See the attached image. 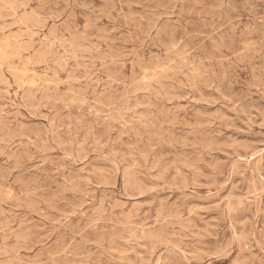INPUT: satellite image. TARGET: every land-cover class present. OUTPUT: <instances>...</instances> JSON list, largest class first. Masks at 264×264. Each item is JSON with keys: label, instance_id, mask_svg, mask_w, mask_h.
I'll use <instances>...</instances> for the list:
<instances>
[{"label": "rangeland", "instance_id": "rangeland-1", "mask_svg": "<svg viewBox=\"0 0 264 264\" xmlns=\"http://www.w3.org/2000/svg\"><path fill=\"white\" fill-rule=\"evenodd\" d=\"M0 1V264H264V0Z\"/></svg>", "mask_w": 264, "mask_h": 264}, {"label": "bare ground", "instance_id": "bare-ground-1", "mask_svg": "<svg viewBox=\"0 0 264 264\" xmlns=\"http://www.w3.org/2000/svg\"><path fill=\"white\" fill-rule=\"evenodd\" d=\"M64 1H65V0H64ZM68 1H69V0H68ZM91 1H92V0H91ZM196 1H197V0H196ZM0 2H1V1H0ZM85 2H86V1H85ZM93 2H94V1H93ZM125 2H126V1H125ZM130 2H131V1H130ZM67 3H68V2H67ZM108 3H109V2H108ZM136 3H137V2H136ZM189 3H190V2H189ZM106 4H107V3H106ZM111 4H112V3H111ZM192 4H193V3H192ZM94 5H95V4H94ZM107 5H109V4H107ZM140 5H141V4H140ZM196 5H197V4H196ZM201 5H202V4H201ZM204 5H205V4H204ZM257 5H258V4H257ZM103 6H105V4H104ZM109 6H110V5H109ZM130 6H131V5H130ZM130 6H129V7H130ZM66 7H67V5H66ZM90 7H91V6H90ZM122 7H123V6H122ZM151 7H152V6H151ZM252 7H253V6H252ZM77 8H78V7H77ZM123 8H124V7H123ZM126 8H127V7H126ZM213 8H214V7H213ZM141 9H143V8H141ZM258 9H259V8H258ZM92 10H93V9H92ZM108 10L110 11V9H108ZM111 10H112V9H111ZM9 11H10V10H9ZM93 11H94V10H93ZM130 11H131V9H130ZM130 11H129V12H130ZM144 11H145V10H144ZM255 11H256V10H255ZM14 12H15V11H14ZM90 12H91V11H90ZM95 12H96V11H95ZM97 12H98V11H97ZM184 12H185V11H184ZM64 13H65V12H64ZM98 13H99V12H98ZM153 13H154V12H153ZM193 13H194V12H193ZM249 13H250V12H249ZM249 13H248V15H249ZM25 14H26V13H25ZM99 14H100V13H99ZM147 14H148V13H147ZM158 14H159V13H158ZM160 14H161V13H160ZM187 14H188V13H187ZM194 14H195V13H194ZM209 14H210V13H209ZM64 15H65V14H64ZM110 15H111V14H110ZM123 15H124V14H123ZM127 15H128V14H127ZM189 15H190V14H189ZM252 15H253V14H252ZM26 16H27V15H26ZM33 16H34V15H33ZM102 16H103V15H102ZM131 16H132V14H131ZM143 16H144V15H143ZM191 16H192V15H191ZM241 16H242V15H241ZM0 17H1V15H0ZM57 17H58V16H57ZM69 17L72 18L73 16H69ZM76 17H77V16H76ZM105 17H106V16H105ZM110 17H111V16H110ZM120 17H121V16H120ZM122 17H123V16H122ZM150 17H151V16H150ZM186 17H187V16H186ZM203 17H204V16H203ZM243 17H245V14H244ZM254 17H255V16H254ZM124 18H125V17H124ZM130 18H133V17H130ZM140 19H141V18H140ZM154 19H155V18H154ZM40 20H41V17H40ZM50 20H51V19H50ZM67 20H68V19H67ZM87 20H88V19H87ZM113 20H114V19H113ZM120 20H121V19H120ZM134 20H135V19H134ZM252 20H253V19H252ZM260 20H261V19H260ZM114 21H115V20H114ZM153 21H154V20H153ZM199 21H200V20H199ZM254 21H255V20H254ZM57 22H58V21H57ZM67 22H68V21H67ZM76 22H77V21H76ZM76 22H75V23H76ZM249 22H251V21H249ZM255 22H256V21H255ZM116 23H117V22H116ZM116 23H115V24H116ZM130 23H131V22H130ZM147 23H148V22H147ZM156 23H157V22H156ZM204 23H205V22H204ZM246 23H247V22H246ZM76 24H77V23H76ZM254 24H255V23H254ZM262 24H263V23H262ZM23 25H24V24H23ZM52 25H53V24H52ZM90 25H91V24H90ZM263 25H264V24H263ZM17 26H18V25H17ZM154 26H156V24H155ZM189 26H190V24H189ZM193 26H194V25H193ZM13 27H14V26H13ZM34 27H35V26H34ZM34 27H33V28H34ZM38 27H39V26H38ZM73 27H74V26H73ZM88 27H89V26H88ZM88 27H87V28H88ZM93 27H94V26H93ZM140 28L142 29V27H140ZM181 28H182V27H181ZM191 28H194V27H191ZM200 28H201V27H200ZM203 28H204V27H203ZM84 29H85V28H84ZM84 29H82V30H84ZM114 29H115V28H114ZM147 29H148V28H147ZM249 29H250V28H249ZM106 30H107V29H106ZM148 30H149V29H148ZM150 30H151V29H150ZM150 30H149V31H150ZM199 30H200V29H199ZM204 30H205V29H204ZM259 30H260V29H259ZM261 30H262V29H261ZM39 31H40V30H39ZM153 31H154V30H153ZM176 31H178V30H176ZM102 32H103V31H102ZM42 33H43V32H42ZM84 33H85V32H84ZM104 33H105V32H104ZM114 33H115V32H114ZM191 33H192V32H191ZM112 34H113V33H112ZM150 34H151V32H150ZM159 34H160V33H159ZM162 34H163V33H162ZM169 34H170V33H169ZM194 34H195V33H194ZM257 34H258V33H257ZM260 34H261V33H260ZM262 34H263V33H262ZM164 35H165V34H164ZM23 36H24V35H23ZM33 36H34V35H33ZM51 36H52V35H51ZM215 36H216V35H215ZM220 36H221V34H220ZM255 36H258V35H255ZM15 37H17V36H15ZM114 37H115V36H114ZM121 37H122V36H121ZM156 37H157V36H156ZM165 37H166V36H165ZM167 37H168V36H167ZM189 37H190V36H189ZM261 37H262V36H261ZM83 38H84V37H83ZM86 38H87V37H86ZM112 38H113V37H112ZM115 38H116V37H115ZM159 38H160V36H159ZM258 38H259V37H258ZM258 38H257V39H258ZM29 39H30V38H29ZM187 39H188V38H187ZM231 39H232V38H231ZM77 40H80V37H79ZM86 40H87V39H86ZM136 40H137V39H136ZM152 40H153V39H152ZM154 40H155V39H154ZM157 40H158V39H157ZM212 40H213V38H212ZM242 40H243V39H242ZM250 40H251V39H249V41H250ZM81 41H82V40H81ZM83 41H84V40H83ZM83 41H82V42H83ZM88 41H89V40H88ZM97 41H98V39H97ZM173 41H174V40H173ZM186 41H187V40H186ZM186 41H185V43H186ZM226 41H227V40H226ZM229 41H230V40H229ZM246 41H248V40H245L244 42H246ZM85 42H86V41H85ZM105 42H106V41H105ZM175 42H177V41H175ZM175 42H174V43H175ZM242 42H243V41H242ZM60 43H61V42H60ZM76 43H77V42H76ZM76 43H75V44H76ZM86 43H87V42H86ZM106 43H107V42H106ZM126 43H127V42H126ZM164 43H165V42H164ZM223 43H225V42H223ZM58 44H59V43H58ZM75 44H74V45H75ZM77 44H78V43H77ZM79 44H80V43H79ZM108 44H109V43H108ZM159 44H160V43H159ZM228 44H229V43H228ZM231 44H232V43H231ZM231 44H230V45H231ZM67 45H68V44H67ZM67 45H66V47H67ZM88 45H89V44H88ZM163 45H165V44H163ZM163 45H162V46H163ZM173 45H174V44H173ZM182 45H183V44H182ZM188 45H189V44H188ZM226 45H227V44H226ZM249 45H250V44H249ZM257 45H258V44H257ZM41 46H42V45H41ZM47 46H48V45H47ZM89 46H90V45H89ZM147 46H148V45H147ZM156 46H157V45H156ZM149 47H150V45H149ZM167 47H168V46H167ZM172 47H173V46H172ZM186 47H187V46H186ZM189 47H190V46H189ZM199 47H200V46H199ZM248 47H249V46H248ZM113 48H114V47H113ZM113 48H112V49H113ZM154 48H155V47H154ZM190 48H191V47H190ZM223 48H224V47H223ZM258 48H260V47H258ZM63 49H64V48H63ZM116 49H117V48H116ZM155 49H156V48H155ZM157 49H158V48H157ZM242 49H243V47H242ZM76 50H77V49H76ZM119 50H120V49H119ZM138 50H139V49H138ZM141 50H143V49H141ZM166 50H167V49H166ZM191 50H192V49H191ZM248 50H249V49H248ZM255 50H256V49H255ZM263 50H264V49H263ZM48 51H49V50H48ZM78 51H79V50H78ZM109 51H110V50H109ZM113 51H115V50L113 49ZM116 51H117V50H116ZM116 51H115V52H116ZM132 51H133V50H132ZM175 51H176V50H175ZM198 51H199V50H198ZM231 51H232V50H231ZM117 52H118V51H117ZM137 52H138V51H137ZM140 52H141V51H140ZM196 52H197V51H196ZM196 52H194V53H192V54H195ZM237 52H239V51H237ZM124 53H125V52H123V54H124ZM204 53H205V52H204ZM250 53H251V52H250ZM261 53H262V52H261ZM44 54H45V53H44ZM50 54H51V53H50ZM118 54H119V53H118ZM127 54H128V53H127ZM142 54H143V53H142ZM148 54H149V53H148ZM196 54H197V53H196ZM252 54H253V53H252ZM66 55H67V54H66ZM108 55H109V54H108ZM121 55H122V54H121ZM151 55H152V54H151ZM243 55H244V54H243ZM253 56H254V55H253ZM99 57H100V56H99ZM244 57H245V55H244ZM116 58H117V57H116ZM123 58H124V57H123ZM60 59H61V58H60ZM73 59H75V58H73ZM239 59H240V57L238 58V60H239ZM184 60H185V59H184ZM235 60H236V59H235ZM246 60H247V59H246ZM253 60H254V59H253ZM260 60H261V59H260ZM260 60H259V61H260ZM236 61H237V60H236ZM69 62H70V61H69ZM43 63H44V62H43ZM240 63H241V62H240ZM249 63H250V62H249ZM44 64H45V63H44ZM210 64H211V63H210ZM106 65H107V64H106ZM111 65H112V64H111ZM115 65H116V64H115ZM157 65H159V64H157ZM248 65L250 66L251 64H248ZM45 66H46V65H45ZM188 66H189V65H188ZM252 66H253V64H252ZM103 67H104V66H103ZM103 67H101V68H103ZM234 67H235V66H234ZM254 67H255V66H254ZM101 68H100V69H101ZM222 68H223V67H222ZM85 69H86V68H85ZM104 69H105V68H104ZM102 70H103V69H102ZM131 71H132V69H131ZM217 71H218V70H217ZM221 71H222V70H221ZM84 72H85V71H84ZM165 72H166V71H165ZM252 72H253V71H252ZM252 72H251V73H252ZM254 72H255V71H254ZM254 72H253V73H254ZM70 74L72 75V73H70ZM107 74H108V73H107ZM163 74H164V73H163ZM85 75H87V74H85ZM161 75H162V74H161ZM254 75H255V74H254ZM36 76H37V75H36ZM202 76H203V75H202ZM229 76H230V75H228V77H229ZM2 77H3V76H2ZM33 77H34V76H33ZM69 77H70V76H69ZM55 78H56V77H55ZM249 78H250V77H249ZM32 79H33V78H32ZM55 80H56V79H55ZM34 81H35V80H34ZM82 81H83V80H82ZM147 81H148V80H147ZM5 82H6V81H5ZM7 82H8V81H7ZM74 82H75V81H74ZM74 82H73V83H74ZM32 83H33V82H32ZM77 83H78V82H77ZM155 83H156V82H155ZM188 83H189V82H188ZM224 83H225V82H224ZM17 84H18V83H17ZM41 84H42V83H41ZM85 84H86V83H85ZM29 85H30V84H29ZM58 86H59V85H58ZM142 86H143V85H142ZM142 86H141V87H142ZM87 87H88V86H87ZM50 88H51V87H50ZM84 88H86V86H85ZM143 88H144V87H143ZM158 88H159V87H158ZM110 89H111V88H110ZM110 89H109V90H110ZM139 89H140V88H139ZM69 90H71V89H69ZM88 91H89V90H88ZM133 91H134V90H133ZM136 91H137V89H136ZM26 93H27V92H26ZM58 93H59V92H58ZM71 93H72V92H71ZM3 94H4V93H3ZM93 94H94V93H93ZM132 94H133V93H132ZM72 95H74V94H72ZM80 95H81V94H80ZM121 95H122V94H121ZM129 95H130V94H129ZM42 96H43V95H42ZM68 97H69V96H68ZM80 97H81V96H80ZM99 97H100V96H99ZM103 97H104V96H103ZM30 98H31V97H30ZM78 98H79V97H78ZM84 98H85V97H84ZM116 98H117V97H116ZM15 99H16V98H15ZM94 99H95V98H94ZM79 100H80V99H79ZM81 100H82V99H81ZM86 100H87V99H86ZM115 100H116V99H115ZM27 101H28V100H27ZM82 101H84V100H82ZM94 101H95V100H94ZM98 101H99V100H98ZM29 102H31V101H29ZM106 102H107V101H106ZM17 103H18V102H17ZM110 103H111V102H110ZM29 104L34 106V103H33V104L29 103ZM56 104H57V103H56ZM75 104H76V103H75ZM95 104H96V103H95ZM114 104H115V103H114ZM117 105H118V104H117ZM40 106H41V105H40ZM74 106H75V105H74ZM88 106H89V104H88ZM99 106H100V105H99ZM36 107H37V106H36ZM96 107H97V106H96ZM109 107H111V106H109ZM112 107H113V106H112ZM112 107H111V108H112ZM34 108H35V107H34ZM66 108H67V107H66ZM100 108H101V107H100ZM103 108H104V107H103ZM118 108H119V105H118ZM98 109H99V108H98ZM114 109H115V108H114ZM32 114H33V113H32ZM20 120H21V119H20ZM2 128H3V127H2ZM2 128H1V130H2ZM158 128H159V127H158ZM158 128H157V129H158ZM25 129H26V127H25ZM23 130H24V129H23ZM3 131H5V130H3ZM16 131H17V130H16ZM160 131H162V130H160ZM17 132H18V131H17ZM17 132H16V133H17ZM21 132H23V131H21ZM7 134H8V133H7ZM18 134H19V133H18ZM20 134H22V133H20ZM22 135H23V134H22ZM25 135H26V134H25ZM49 135H50V134H49ZM160 135L164 136V134H162V133H161ZM52 136H54V134H53ZM168 136H169V135H168ZM11 137H12V136H11ZM164 138H165V137H164ZM170 138H171V137H170ZM12 139H13V138H12ZM54 140H55V139H54ZM169 140H170V139H169ZM166 141H167V140H166ZM174 142H175V141H174ZM169 143H170V142H169ZM169 143H168V144H169ZM166 144H167V143H166ZM166 144H165V145H166ZM175 144H176V143H175ZM177 144H178V143H177ZM25 145H26V144H25ZM58 145H59V144H58ZM42 146H43V145H42ZM167 146H168V145H167ZM167 146H166V147H167ZM23 147H24V146H23ZM44 147H45V146H44ZM52 147H53V146H52ZM0 148H1V147H0ZM46 148H47V147H46ZM38 149H39V148H38ZM51 149H52V148H51ZM169 149H170V148H169ZM40 151H41V150H40ZM172 151H174V150H172ZM245 153H246V152H245ZM50 157H51V156H50ZM73 157H74V156H73ZM248 164H249V163H248ZM236 166H237V165H236ZM231 168H232V166H231ZM57 169H58V168H57ZM93 169H94V168H93ZM259 169H260V168H259ZM259 169H258V170H259ZM226 171H227V170H226ZM236 172H237V171H236ZM263 173H264V172H263ZM1 176H2V175H1ZM1 176H0V177H1ZM6 176H7V175H6ZM2 177H3V176H2ZM2 177H1V178H2ZM101 177H102V176H101ZM259 177H260V176H259ZM7 178H8V177H7ZM244 178H245V177H244ZM8 179H9V178H8ZM98 179H99V178H98ZM75 180H76V179H75ZM252 180H253V179H252ZM7 181H8V180H7ZM28 181H29V180H28ZM243 181H244V180H243ZM23 182H24V181H23ZM23 182H22V183H23ZM2 183H3V182H2ZM16 183H17V182H16ZM19 183H20V182H19ZM24 183H25V182H24ZM7 184H8V183H7ZM244 184H245V183H244ZM3 185H4V184H3ZM15 185H16V184H15ZM34 185H35V184H34ZM182 185H184V184H182ZM182 185H181V186H182ZM10 186H11V185H10ZM36 186H37V185H36ZM77 186H78V185H77ZM175 186H176V185H175ZM6 187H7V186H6ZM249 187H250V186H249ZM256 187H257V186H256ZM9 188H10V187H9ZM20 190H21V189H20ZM26 190H27V189H26ZM40 190H41V189H40ZM23 191H24V190H23ZM23 191H22V192H23ZM32 191H33V190H32ZM125 191H126V190H125ZM142 191H144V190L142 189ZM8 192H9V191H8ZM22 192H21V193H22ZM24 192H25V191H24ZM44 192H45V191H44ZM48 192H49V190H48ZM53 192H54V191H53ZM25 193H26V192H25ZM138 193H139V192H138ZM52 195H53V193H52ZM253 195H254V194H253ZM256 195H257V194H256ZM24 196H25V195H24ZM2 197H3V196H2ZM21 197H22V196H21ZM25 197H26V196H25ZM25 197H23V198H25ZM31 197H32V196H31ZM4 198H5V196H4ZM11 198H12V197H11ZM11 198H10V199H11ZM37 199H38V198H37ZM20 200H21V199H20ZM40 200H42V199L40 198ZM50 200H52V199H50ZM18 201H19V200H18ZM18 201H17V202H18ZM24 201H26V200H24ZM1 202H2V201H1ZM19 202H20V201H19ZM22 202H23V201H22ZM43 202H44V200H43ZM46 202H48V201H46ZM48 203H49V202H48ZM3 205H4V204H3ZM31 205H32V202H31ZM13 206H14V205H13V203H12V208H13ZM17 206H18V205H17ZM27 206H28V205H27ZM28 207H29V206H28ZM252 207H253V206H252ZM250 208H251V207H250ZM244 213H246V211H245ZM247 213H248V212H247ZM122 214H123V213H122ZM177 218H178V217H177ZM189 218H190V217H189ZM132 219H133V218H132ZM132 219H131V220H132ZM197 219H198V217H197ZM236 219H237V218H236ZM9 222H10V221H9ZM14 223H15V222H14ZM14 223H13V224H14ZM201 223H202V222H201ZM235 223H236V222H235ZM137 224H138V223H137ZM205 225H206V224H205ZM5 226H6V225H5ZM187 226H188V225H187ZM205 227H206V226H205ZM107 228H108V227H107ZM196 228H197V227H196ZM194 229H195V228H194ZM198 229H199V228H198ZM201 231H202V230H201ZM204 231H205V229H204ZM206 231H207V230H206ZM198 232H199V231H198ZM19 233H20V232H19ZM73 233H74V232H73ZM78 233H79V232H78ZM234 233H235V232H234ZM89 234H90V233H88V236H89ZM72 235L75 237L74 234H72ZM86 235H87V234H86ZM149 237H151V236H149ZM153 237H154V236H153ZM155 237H156V236H155ZM231 237H232V236H231ZM19 238H20V237H19ZM79 238H80V237H79ZM83 238H84V236L82 237V239H83ZM87 238H88V237H87ZM35 239H36V238H35ZM76 239H77V238H76ZM76 239H75V240H76ZM79 240H80V239H79ZM229 240H230V239H229ZM232 240H233V239H232ZM68 241H69V240H68ZM92 241H93V240H92ZM151 241H152V240H151ZM242 241H243V240H241V242H242ZM63 242H64V241H63ZM76 242H78V240H77ZM154 242H155V241H154ZM239 242H240V241H239ZM96 243H97V242H96ZM155 243H156V242H155ZM155 243H154V244H155ZM25 244H27V243H25ZM29 244H30V243H29ZM229 244H230V243H229ZM242 244H243V243H242ZM61 245H62V244H61ZM64 245H66V244H64ZM26 246H28V245H26ZM79 246H80V245H79ZM82 247H83V246H82ZM61 248H62V246H61ZM64 248H65V247H64ZM76 248H77V247H76ZM186 248H187V247H186ZM224 248H225V247H224ZM16 249H17V248H16ZM16 249H15V250H16ZM29 249H30V248H29ZM108 249H109V248H108ZM228 249H229V248H228ZM95 250H96V249H95ZM223 250H224V249H223ZM242 250H243V249H242ZM16 251H17V250H16ZM27 251H28V250H27ZM76 251H77V250H75V252H76ZM10 252H11V251H10ZM18 252H19V251H18ZM221 252H222V251H221ZM62 253H63V252H62ZM72 253H73V252H72ZM79 253H80V252H79ZM58 254H59V253H58ZM60 254H61V252H60ZM84 254H85V253H84ZM88 254H89V253H88ZM107 254H108V253H107ZM190 254H191V253H190ZM229 254H230V253H229ZM14 255H15V254H14ZM104 255H105V254H104ZM15 256H16V255H15ZM17 256H18V255H17ZM70 256H71V255H70ZM80 256L82 257V255H80ZM92 256H93V255H92ZM125 256H126V255H125ZM240 256H241V255H240ZM64 258H65V257H64ZM68 258H69V257H68ZM93 258H95V257H93ZM120 258H121V257H120ZM128 258H129V257H128ZM43 259H44V258H43ZM96 259H97V258H96ZM124 259H125V258H124ZM71 260H72V259H71ZM78 260H79V259H78ZM83 260H84V259H83ZM86 260H87V258L84 260V262H85ZM110 260H111V259H110ZM118 260H119V259H118ZM140 260H141V259H140ZM243 260H244V259H243ZM72 261H73V260H72ZM105 261H106V260H105ZM108 261H109V260H108ZM119 261H120V260H119ZM132 261H133V260H132ZM135 261H136V260H135ZM258 261H259V260H258ZM260 262H261V261H260ZM40 263H41V262H40ZM53 263L55 264V260H54ZM68 263H69V262H68ZM68 263H67V264H68ZM109 263H110V262H109ZM257 263H258V262H257ZM56 264H57V263H56ZM229 264H230V263H229Z\"/></svg>", "mask_w": 264, "mask_h": 264}]
</instances>
